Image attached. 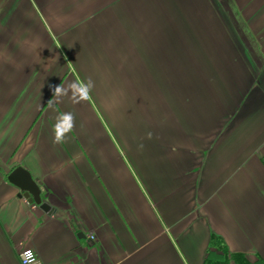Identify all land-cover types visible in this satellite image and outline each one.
<instances>
[{"label":"crops","instance_id":"0c3cea01","mask_svg":"<svg viewBox=\"0 0 264 264\" xmlns=\"http://www.w3.org/2000/svg\"><path fill=\"white\" fill-rule=\"evenodd\" d=\"M211 235L264 263V0H0V264H203Z\"/></svg>","mask_w":264,"mask_h":264},{"label":"clouds","instance_id":"9594fccd","mask_svg":"<svg viewBox=\"0 0 264 264\" xmlns=\"http://www.w3.org/2000/svg\"><path fill=\"white\" fill-rule=\"evenodd\" d=\"M94 81L91 78L87 80H76L68 84L67 87L58 85L54 88L53 97L55 100H50L49 106L54 102H62L64 97H68L72 103L79 104L91 99V92L94 88ZM75 128V116L71 112H64L57 116L56 122L53 125V144H63L66 142L69 134ZM151 135V134H149ZM25 255L31 257L30 264H38L34 254L29 251Z\"/></svg>","mask_w":264,"mask_h":264},{"label":"water","instance_id":"95a60500","mask_svg":"<svg viewBox=\"0 0 264 264\" xmlns=\"http://www.w3.org/2000/svg\"><path fill=\"white\" fill-rule=\"evenodd\" d=\"M7 181L19 190V198L27 200L28 203L35 204L47 215L52 214L53 210L48 204L42 202L40 190L26 170L16 167L8 174Z\"/></svg>","mask_w":264,"mask_h":264},{"label":"trees","instance_id":"16d2710c","mask_svg":"<svg viewBox=\"0 0 264 264\" xmlns=\"http://www.w3.org/2000/svg\"><path fill=\"white\" fill-rule=\"evenodd\" d=\"M203 264H264L257 258L250 262L243 254L229 253L224 241L211 235Z\"/></svg>","mask_w":264,"mask_h":264},{"label":"rangeland","instance_id":"374dc122","mask_svg":"<svg viewBox=\"0 0 264 264\" xmlns=\"http://www.w3.org/2000/svg\"><path fill=\"white\" fill-rule=\"evenodd\" d=\"M214 6V5H213ZM222 27H224V25H222ZM242 48L245 50V54H251V56H252V58H253V51H251V45H243L242 47L241 46H239L238 48H236V50L234 51V52H231L232 53V55L234 56V58L235 59H237L238 61H239V66H242L243 64H244V67H245V71L247 72V74L248 75H251V73H252V68H254L255 69V66H253L252 64L251 65H248V64H246L245 63V58H243V52H242ZM249 52H248V51ZM115 102H116V104H119V106H123V104H124V99H116L115 100ZM121 103H123V104H121ZM124 106H125V104H124ZM151 108V107H150ZM149 108V113H147V110L145 111L144 110V114H142V115H140V113L138 112V110H134L133 112H134V116H132V120H131V123H133V122H135V121H138L139 120V118H141L143 121H147L148 120V118H149V116L151 115V113L150 112H152L151 111V109ZM157 119H158V117H157ZM158 131L159 132H161V133H163L164 132V129H158ZM158 140L160 141V142H164V144H167V143H170V142H167V143H165L166 141H164V139L161 137V138H158ZM171 144V143H170ZM173 145H170V146H166L165 147V152H167V153H169V154H172V147Z\"/></svg>","mask_w":264,"mask_h":264},{"label":"built area","instance_id":"2783aa9c","mask_svg":"<svg viewBox=\"0 0 264 264\" xmlns=\"http://www.w3.org/2000/svg\"><path fill=\"white\" fill-rule=\"evenodd\" d=\"M90 239L92 240L93 237L90 236ZM29 251H31V252L34 254L35 259H36V261H37V257H36V255H35V253H34L33 250H31V249H23V250L20 252V254H19V262H20V264H30L31 257L25 255V254L28 253Z\"/></svg>","mask_w":264,"mask_h":264}]
</instances>
